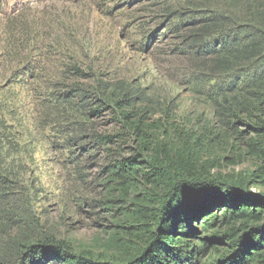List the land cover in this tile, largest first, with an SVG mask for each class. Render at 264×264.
Wrapping results in <instances>:
<instances>
[{
  "label": "trees",
  "instance_id": "1",
  "mask_svg": "<svg viewBox=\"0 0 264 264\" xmlns=\"http://www.w3.org/2000/svg\"><path fill=\"white\" fill-rule=\"evenodd\" d=\"M155 1L143 8L156 27L143 41L165 42L169 64H183L179 84L210 111L205 125L180 127L169 96L120 65L72 56L56 81L43 83L48 69L33 49L22 52L25 39L0 44V64H12L0 73V264H264V190L255 188L264 183V0ZM21 89L41 97L45 112L35 122L48 134L34 133L20 112ZM37 146L71 164L90 148L101 152L108 194L124 199L144 178L147 190L134 193L132 209L118 206L124 224L101 252L52 233L1 238L15 216L33 211L37 188L18 176L26 161L38 165ZM223 147L255 158L257 170L211 173L210 152Z\"/></svg>",
  "mask_w": 264,
  "mask_h": 264
},
{
  "label": "rangeland",
  "instance_id": "2",
  "mask_svg": "<svg viewBox=\"0 0 264 264\" xmlns=\"http://www.w3.org/2000/svg\"><path fill=\"white\" fill-rule=\"evenodd\" d=\"M154 3L155 0H4L0 4V44L25 39L22 52L33 49L48 69L40 79L43 83L56 81L58 70L62 64H70L72 56L84 64L120 65L123 75L145 85L153 84L158 92L169 96L167 103L171 102L180 127L187 123L186 120L194 125L198 122L200 126L205 125L211 118L210 111L204 105H197L191 93L179 84L178 80L185 73L183 64H169L165 42L149 44L143 41L145 30L156 29L143 8ZM141 21L144 31L137 27ZM10 66L12 64H0V73L7 74L5 70ZM52 70L57 71L53 78L48 74ZM19 91L20 112L27 113L33 132L48 134L49 127L35 122L43 116L42 110L45 112L41 97L27 96L23 89ZM157 116L159 114L151 119ZM124 146L123 154H130L132 149L128 148V143ZM36 148L33 156L38 165L32 168L31 161H26V171L18 176L25 185L35 184L37 188L33 211L15 216L16 221L9 223L1 238H14L25 230L27 233H52L76 248L101 252L109 233L121 230L124 224L116 218L118 206L132 209L130 201L134 193L140 195L147 190L144 178L138 176L136 189H130L124 199L116 189L108 194V176L103 168L105 155L101 157L102 153L96 149L90 148L80 162L71 164L58 151L45 153L46 148ZM210 157L214 164L210 172L214 174L231 175L257 170L259 166L255 158L230 152L225 147L210 152ZM16 171L22 170L17 168ZM255 188L264 190V183ZM107 198L113 200L111 206L115 208H104Z\"/></svg>",
  "mask_w": 264,
  "mask_h": 264
}]
</instances>
